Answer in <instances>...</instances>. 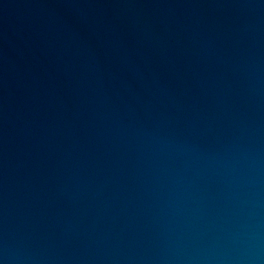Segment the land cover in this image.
<instances>
[{
  "label": "water",
  "instance_id": "water-1",
  "mask_svg": "<svg viewBox=\"0 0 264 264\" xmlns=\"http://www.w3.org/2000/svg\"><path fill=\"white\" fill-rule=\"evenodd\" d=\"M0 264H264V0H0Z\"/></svg>",
  "mask_w": 264,
  "mask_h": 264
}]
</instances>
